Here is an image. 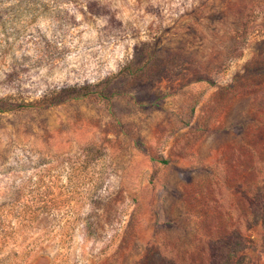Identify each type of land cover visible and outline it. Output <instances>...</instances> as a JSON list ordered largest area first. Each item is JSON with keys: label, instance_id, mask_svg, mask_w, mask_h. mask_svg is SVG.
<instances>
[{"label": "rangeland", "instance_id": "1", "mask_svg": "<svg viewBox=\"0 0 264 264\" xmlns=\"http://www.w3.org/2000/svg\"><path fill=\"white\" fill-rule=\"evenodd\" d=\"M264 264V0H0V264Z\"/></svg>", "mask_w": 264, "mask_h": 264}, {"label": "trees", "instance_id": "2", "mask_svg": "<svg viewBox=\"0 0 264 264\" xmlns=\"http://www.w3.org/2000/svg\"><path fill=\"white\" fill-rule=\"evenodd\" d=\"M241 260H242V258H240L239 260H237V261L235 262V264H239ZM201 264H205V263L203 262V263H201ZM206 264H209V262H206ZM210 264H224V263L222 262L221 259H216V260H214V261L211 260Z\"/></svg>", "mask_w": 264, "mask_h": 264}]
</instances>
